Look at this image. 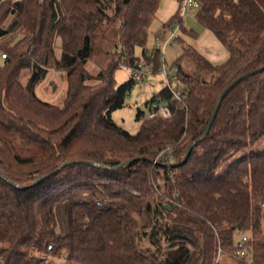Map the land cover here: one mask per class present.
I'll list each match as a JSON object with an SVG mask.
<instances>
[{"label":"trees","instance_id":"trees-1","mask_svg":"<svg viewBox=\"0 0 264 264\" xmlns=\"http://www.w3.org/2000/svg\"><path fill=\"white\" fill-rule=\"evenodd\" d=\"M160 1L0 0V40L16 39L1 54L0 173L19 186L0 178V264H219L218 254L264 264V70L228 92L185 162L167 166L202 136L221 92L264 66V0H198L195 21L227 60L215 66L177 36L169 66L186 98L163 87L145 106L159 100L171 117L138 110L129 133L111 114L139 82L114 73L151 51L157 74L146 43ZM181 2L161 36L179 24L196 37ZM96 58L104 65L88 69ZM50 70L65 78L61 106L36 95ZM166 149L171 162H152Z\"/></svg>","mask_w":264,"mask_h":264},{"label":"rangeland","instance_id":"rangeland-1","mask_svg":"<svg viewBox=\"0 0 264 264\" xmlns=\"http://www.w3.org/2000/svg\"><path fill=\"white\" fill-rule=\"evenodd\" d=\"M177 9L178 0L160 1L156 18L149 27L146 49H152L154 37L163 33L161 29L162 22H167L176 13ZM9 21L10 17L1 21V25H5L6 27ZM182 23L185 28L191 29L196 33V37H191L179 30L177 35L183 40V42H185V44L193 47L215 66L221 65L227 60L228 51L226 47L220 44L210 31L200 27L196 23L194 10L188 12V14L182 19ZM15 41L16 39H13L12 36L0 40V65H2L1 54L5 52V49L13 46ZM55 52L57 55L60 53L59 40H55ZM180 54L181 49L178 44L174 47H168L165 50L164 57L167 65L172 64ZM140 55L141 51L136 50V56ZM103 60L104 58L91 60L88 69L97 70V67L105 62V60ZM130 76V70L125 66L119 67L114 73V78L117 84L127 82L130 79ZM163 87V78L158 74L149 77L143 83L134 84L126 96L124 107L112 112L111 116L113 121L122 126L129 133H135L140 125V122L135 118L136 112L138 110L141 111L144 114L143 118H147L148 108L145 106V103L150 100L153 94H157ZM65 89L66 82L64 76L59 72L57 73L50 70L45 81L37 86L36 95L44 102L61 106ZM29 177L32 179L35 178L33 175H30ZM48 260L53 263L65 264L58 259L49 258ZM217 262L219 264H236L234 260L220 254H218Z\"/></svg>","mask_w":264,"mask_h":264},{"label":"built area","instance_id":"built-area-1","mask_svg":"<svg viewBox=\"0 0 264 264\" xmlns=\"http://www.w3.org/2000/svg\"><path fill=\"white\" fill-rule=\"evenodd\" d=\"M199 8L198 0H182L180 4V18L183 19L190 10H197ZM179 31V24L172 26L168 32L161 36L158 35L154 38L152 52H159L160 54V66L157 70V74L163 78V86L169 93L172 100L176 102H182L186 98V87L179 81L178 70L176 67L169 66L165 63L164 55L165 50L168 47H174L176 45L175 39ZM151 51H147L146 54L140 56L134 62V65L130 68L132 78L139 83H143L146 79L153 76V66L150 61ZM4 58V55L1 56ZM171 117L170 108L166 103L156 100L150 104L148 115L146 119H159L166 121ZM160 158H165L167 161H172V153L170 149L163 150L157 154V157L153 162H157ZM246 238H241V243L245 242ZM239 257L245 256L244 249L237 252Z\"/></svg>","mask_w":264,"mask_h":264},{"label":"water","instance_id":"water-1","mask_svg":"<svg viewBox=\"0 0 264 264\" xmlns=\"http://www.w3.org/2000/svg\"><path fill=\"white\" fill-rule=\"evenodd\" d=\"M262 70H264V66L261 67V68H258V69H256V70H253V71H251V72H249V73H247V74H244V75L240 76L239 78H237L236 80H234L232 83H230V84H229V85H228V86H227V87L221 92V94L219 95V97H218V99H217L216 106H215V108H214V110H213V112H212V114H211V116H210V118H209V120H208V122H207V125H206V127H205V130H204L202 136H201L200 138L194 140V141H193V142L187 147V149L185 150V153H184L183 159H182V161H181L180 163L168 164L167 166L174 167V166H178L179 164L185 162V160L187 159V157H188L189 154H190V151H191L192 147H193V146H194V145H195V144H196V143H197L202 137H204V136H206V135L208 134V132H209V130H210V127H211V125H212V123H213V121H214V119H215V116H216V113H217V108H218L220 102H221V101L224 99V97L228 94V92H230V90H231L235 85H237L240 81H242L243 79H245V78H247V77H249V76H251V75H254V74L258 73V72H261ZM152 162H153V161H152ZM88 165H90V166H97V167H100V166L95 165V164H93V163H88ZM63 166H64V165H63ZM61 167H62V166H61ZM0 178L3 179L4 181H6L7 183H9L10 185H12V186H14V187H16V188H19L18 185H16L15 183H13V182H12L11 180H9L8 178L4 177L1 173H0ZM46 178H47V176H45V177H41V178H37L36 180H34V181L32 182L31 185H36V184H38L39 182L43 181V180L46 179Z\"/></svg>","mask_w":264,"mask_h":264},{"label":"crops","instance_id":"crops-1","mask_svg":"<svg viewBox=\"0 0 264 264\" xmlns=\"http://www.w3.org/2000/svg\"><path fill=\"white\" fill-rule=\"evenodd\" d=\"M163 23V22H162Z\"/></svg>","mask_w":264,"mask_h":264}]
</instances>
